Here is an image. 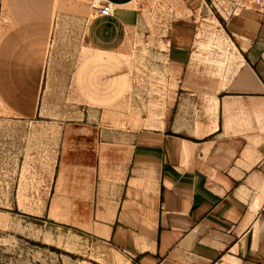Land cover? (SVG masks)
I'll use <instances>...</instances> for the list:
<instances>
[{"label":"rangeland","instance_id":"obj_1","mask_svg":"<svg viewBox=\"0 0 264 264\" xmlns=\"http://www.w3.org/2000/svg\"><path fill=\"white\" fill-rule=\"evenodd\" d=\"M111 2L125 26L102 18L101 51L87 18H54L34 113L0 101V264H136L100 224L139 134L203 122L239 56L222 11L264 13V0Z\"/></svg>","mask_w":264,"mask_h":264},{"label":"crops","instance_id":"obj_2","mask_svg":"<svg viewBox=\"0 0 264 264\" xmlns=\"http://www.w3.org/2000/svg\"><path fill=\"white\" fill-rule=\"evenodd\" d=\"M96 1L0 0V101L8 112L34 113L59 14L87 18L85 39L96 51L102 18L124 28L115 13L90 15ZM75 2L87 6L69 11ZM222 12L239 56L227 63L205 120L180 127L176 118L171 130L139 134L121 196L100 224L136 264H264V13Z\"/></svg>","mask_w":264,"mask_h":264},{"label":"built area","instance_id":"obj_3","mask_svg":"<svg viewBox=\"0 0 264 264\" xmlns=\"http://www.w3.org/2000/svg\"><path fill=\"white\" fill-rule=\"evenodd\" d=\"M96 2L99 3V0ZM263 0H255V3L260 4ZM94 9L96 10L97 16H111L113 15L114 5L111 2H107L105 5L95 6Z\"/></svg>","mask_w":264,"mask_h":264}]
</instances>
